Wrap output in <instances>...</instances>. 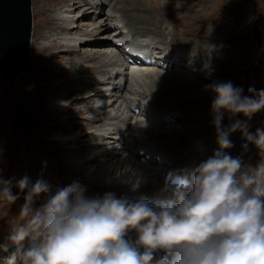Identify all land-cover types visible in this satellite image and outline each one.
<instances>
[{"label":"bare ground","instance_id":"6f19581e","mask_svg":"<svg viewBox=\"0 0 264 264\" xmlns=\"http://www.w3.org/2000/svg\"><path fill=\"white\" fill-rule=\"evenodd\" d=\"M205 1V5L213 3V8L199 10L195 4L194 7L191 5L193 8L189 10L199 11L196 14L186 11L189 7L186 0L171 7L158 8L147 7L146 0H79V6L64 5L53 12L45 6L38 11L47 32L38 38L42 43H32V50L46 55L53 46L58 53L81 52V57L73 62L75 66L67 69L72 79L57 83L55 90L73 85L79 91L80 83L88 74L90 85L96 86L83 94L85 96L80 100L84 103H79L76 109L71 106L72 102L61 100L49 111L50 118L54 121L60 119L62 125L48 127L53 133L47 142L59 149L63 157L61 166L69 180L75 176L81 178L80 172L84 167L87 175L80 179V185L88 191H126L127 196L123 197L133 201L141 197L162 199L171 195L170 192H163L171 175L191 173L201 161L218 150L217 136L206 121V115L211 114L205 103V92L211 89L206 86L213 85L210 83L213 79L219 83L230 82L233 71L239 73L240 67L248 61L250 65L255 58L261 59L264 40L257 49L253 32L254 41L248 44H252L250 56L239 42L235 29L238 11L235 8L249 0ZM67 2L69 0L65 4ZM104 3H109L111 7L104 11L98 24H84V30L73 26V10L81 9V12H86L82 18L90 19L99 14ZM224 7H229V10ZM178 8L184 9L185 13L178 12ZM133 9L152 10V14H132ZM163 16L167 17V23H164ZM113 26L116 29L112 32ZM222 27L226 30L223 31ZM255 29L259 33V28ZM103 33L107 34L101 36ZM185 37L198 39L201 45L179 44ZM97 39L102 40L97 48L83 47ZM225 44L231 47L226 48ZM253 53L255 58H252ZM141 54L154 59V64L146 62L147 57H138ZM29 59L27 70L33 62L31 41ZM44 59L45 56H40V60ZM88 61L95 62L86 64ZM196 67L199 69H194ZM173 68L176 70L170 72ZM41 69L45 68L42 66ZM184 69H191V73ZM27 70L19 73L11 85H16L18 77ZM250 75L253 76L254 72L246 70L245 82L248 80L246 76L250 78ZM123 89L124 94H120ZM173 113L177 114L174 118ZM71 117L74 121L69 120ZM179 121L186 126L179 127ZM166 123L164 128L161 127ZM258 124L263 130L264 120L260 119ZM79 127L83 130L75 131ZM233 145V152L225 150L228 154L235 152L239 155L242 152L243 155L249 150V147L244 149L242 139ZM6 153V150L1 151V156ZM160 155L165 157L160 158ZM92 178L98 183L84 185ZM130 236L134 239L135 233Z\"/></svg>","mask_w":264,"mask_h":264},{"label":"clouds","instance_id":"9594fccd","mask_svg":"<svg viewBox=\"0 0 264 264\" xmlns=\"http://www.w3.org/2000/svg\"><path fill=\"white\" fill-rule=\"evenodd\" d=\"M206 87L215 93L219 148L191 173L171 175L163 189L171 195L89 197L76 182L53 192L42 178L32 183L25 176L15 187L26 193L19 215L27 222L0 244L7 254L0 264H264V130L252 134L240 120L222 125L225 113L250 120L264 109V90L253 97L231 82ZM237 130L245 150L259 149L255 166L225 151L234 147L229 137ZM0 196L12 204L20 199L11 180L0 179Z\"/></svg>","mask_w":264,"mask_h":264},{"label":"rangeland","instance_id":"374dc122","mask_svg":"<svg viewBox=\"0 0 264 264\" xmlns=\"http://www.w3.org/2000/svg\"><path fill=\"white\" fill-rule=\"evenodd\" d=\"M66 1L68 0H32L33 32L31 36L32 37L31 60L33 61L32 62L33 67L31 66V68L27 70V72H25L20 77H18L16 81V85L13 86L11 85L10 82L6 80L4 76L0 74V97H2L1 101L3 104L2 109L0 107V123H2L1 125L2 140L0 142V179L11 180L13 182V193L19 195L20 197V199L16 203L12 204L5 197L0 196V244L7 242V237L11 232V228H15L27 222V218L21 217L19 215L20 207L24 203L23 197L26 193L20 192V190L15 187L16 181L27 176L32 183H35L37 179L42 178L43 180H45L50 184L51 189L54 192L57 188L68 186L73 182L81 184L80 181L87 175V173H85L84 167L80 172L82 179L79 178L80 176L77 177L75 176L72 177L71 180H69L67 174L64 172L65 169L61 166L62 163L61 161L63 157L61 158V155L59 154V149L55 147H51L47 142V138H49L52 135L51 133H53L52 131L48 130V127L51 125L60 126L62 125V123L60 119L58 121H54L52 118H50L51 114H49V111L51 107L54 106V104H56L58 101L61 100L67 103L72 102L71 106H74L73 108L76 109L77 105L83 102L82 100H80L84 98L85 95L83 94H86L94 90L96 86L90 85L88 79L89 74H88L86 76V79L82 81V83H80L81 89H79V91L76 90V88L73 85L66 87L64 90L56 91L55 87L57 83L66 81L68 79L69 80L72 79L71 73L67 69L70 68L72 65L75 66L73 62L76 61L75 58L77 59L81 57L79 56L81 52L78 51L74 53H65V52L58 53L57 48L53 49V46L51 47V49H49L46 55L38 54L36 53V50H32V46H33L32 43L35 42L34 43L35 45H37L38 43H42L39 41L38 38L39 36L42 35V33L47 32L46 27L42 25L43 23L40 20L38 11H42L43 9H45V6H49L50 11L52 12L58 11L59 9H62L63 7L69 4H73L74 6H79V3H77L79 0H69V2H67L68 4H65ZM174 1L146 0V5L147 7L150 8L151 7L158 8L159 6L171 7L172 5L177 4V2L178 4L184 2V0L183 1L174 0ZM203 2L206 3L205 0L202 1L186 0V3L189 4V7L187 8L188 10L186 11L191 12L193 14L199 13V11L196 12V10H189L194 7V4L195 6H197V8H199V10H202L203 7H205V9L213 8V3H210V5L208 4L205 5V3ZM107 4L104 3L103 6H101L99 14L90 19L82 18V16H84L86 12H81V9L73 10L72 11L74 15L73 18L75 19V23L73 26L77 25L79 29L84 30L86 29V26L84 24H91V25L98 24L102 20V17L104 16V11L107 8L109 9V6L111 7L109 3ZM191 5H193V7H191ZM240 6L241 7L239 8H235V11H238L237 12L238 14L236 16V18H238V23H237L238 25H236L235 29L239 36L240 39L239 42L241 44V47H243L244 49L243 51L248 56H250L252 50L251 48L252 44H250V46H248V44L249 42L252 41L253 43L254 41L252 36L254 32V28L257 29L259 28L258 31L260 32L262 31L261 35L263 34V40H264V0H249L248 2L244 1ZM229 7H224V9L228 11ZM124 12H129V11H124ZM131 12L132 14H134L135 12L138 15H147V16H149L148 14H152V10L151 11L148 10L146 11L147 12L146 13L141 9H133L131 10ZM178 12L185 13V10L184 9L181 10V8H178ZM162 19L164 23H167L168 19L166 16H163ZM115 29L116 27L113 26L111 31L113 32L115 31ZM222 29L223 31L226 30L225 27H222ZM105 34L107 33H103L101 36H104ZM101 41L102 40L97 39L90 44H85L83 47L85 49L97 48L102 43ZM184 43L194 47L196 43L201 45L198 39L192 37H185L179 44H184ZM224 46L226 48L231 47L230 45H226V44ZM92 50L94 51L96 49H92ZM116 50L118 51L117 48ZM118 53L120 52L118 51ZM253 55L254 53L252 54V58L254 57ZM40 56H45V59L43 61L40 60ZM260 58L261 59L255 58V61H258L257 64L256 62L254 63L252 62L249 65L250 61H248V64L244 65V67H240V70L241 69L242 70L241 71L239 70V73L237 72V70L233 71L231 76L229 77V81L234 86L243 89V95L245 96L251 95L254 97L255 93L264 90V52L263 51ZM94 62L95 61H88L86 62V64L87 63L92 64ZM42 66L43 69L45 68L44 69L46 71L45 73L44 70L41 69ZM173 69L169 71L174 72L176 70V68ZM194 69L198 70L199 68L196 67ZM190 70L191 69L186 71L191 73ZM246 70H248L249 72H254V75L253 76L250 75V78L246 76L248 79L247 82H245V77H244ZM204 74H207V70H204ZM210 83L218 84L219 82L213 79L210 80ZM127 85L128 84L125 85V89ZM249 88L255 89V92L249 93ZM124 92L125 90L123 89V92H120V94H124ZM205 94L207 96V100L205 101L206 106L209 110H211V114L206 115V121L211 126L212 131L217 136L216 128L212 122L213 115H212V107H211L212 101L215 98V93L212 90H208L205 92ZM191 109H193V107H191ZM175 115L177 114L173 113V118L175 117ZM75 119L80 120L79 118H75ZM258 119L264 120V109H261L259 112L255 113L250 120L244 117L243 114H239L233 117L231 116V114L225 113L224 119L222 121V125L225 129H227L236 120L244 121L248 125V131L252 134H255L257 129L262 130V128L258 124L259 122ZM69 120L74 121V118L71 117L69 118ZM177 124H179V127L186 126L185 123L182 124L181 121H179ZM192 124L193 121L190 122V125ZM165 125H167V123L161 127L164 128ZM77 130L81 131L83 130V127H79L75 131ZM229 138L233 144L237 143V141L240 139L244 140V144L247 143L246 139L243 136V133L239 130L231 133ZM130 146L133 148V144H130ZM248 147L249 150L246 151V154L241 155L242 153L241 152L238 155L237 153L234 152L231 153L230 155L233 157H241V159H244L243 161L246 164L250 163L252 166H255L260 160L259 149H257L254 144H248ZM4 150H6L7 153L4 156H1V151ZM233 150L234 147L229 149V153L233 152ZM208 155H210V153ZM187 160L188 158L184 160V162H186ZM94 163L95 162H92L91 164ZM63 172L65 173V175L63 174ZM164 178H166V176H164ZM95 183L98 182L94 181V178H92L84 185L94 186ZM107 192H112L119 198L123 196H127L126 191H122L123 193L122 192L118 193L115 191H111V189L108 190L99 189V190H93L92 192L86 190L85 194L89 197H91V195L103 196V194ZM45 199L46 197L42 195L35 201L34 206L38 208L44 202ZM3 255H7V254L6 253L0 254V256Z\"/></svg>","mask_w":264,"mask_h":264},{"label":"water","instance_id":"95a60500","mask_svg":"<svg viewBox=\"0 0 264 264\" xmlns=\"http://www.w3.org/2000/svg\"><path fill=\"white\" fill-rule=\"evenodd\" d=\"M32 26L31 0H0V74L11 84L29 68Z\"/></svg>","mask_w":264,"mask_h":264}]
</instances>
